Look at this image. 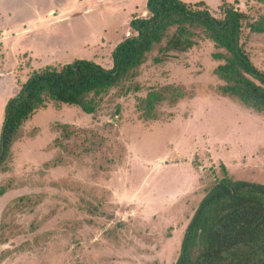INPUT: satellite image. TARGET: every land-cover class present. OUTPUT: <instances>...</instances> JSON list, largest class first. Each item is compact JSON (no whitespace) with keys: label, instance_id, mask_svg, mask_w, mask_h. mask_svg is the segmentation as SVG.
Returning <instances> with one entry per match:
<instances>
[{"label":"rangeland","instance_id":"rangeland-1","mask_svg":"<svg viewBox=\"0 0 264 264\" xmlns=\"http://www.w3.org/2000/svg\"><path fill=\"white\" fill-rule=\"evenodd\" d=\"M181 1L203 2L218 18L226 3L248 14L242 43L264 70V34L246 26L264 27V5ZM126 5L0 0V136L9 101L34 73L76 60L113 67L116 46L136 35L131 22L150 16L146 0ZM213 52L199 40L184 59L156 65V49L134 81L138 92L112 91L94 116L50 102L30 119L0 173V264H175L224 168L233 179L264 183V112L221 93ZM166 85L182 88L184 98L143 119L142 100Z\"/></svg>","mask_w":264,"mask_h":264},{"label":"trees","instance_id":"trees-1","mask_svg":"<svg viewBox=\"0 0 264 264\" xmlns=\"http://www.w3.org/2000/svg\"><path fill=\"white\" fill-rule=\"evenodd\" d=\"M257 1L264 5V0ZM203 5L148 0L150 16L131 22L136 35L116 46L111 69L76 60L61 69L47 67L34 73L6 107L0 136V173L8 172L24 125L48 103L75 106L94 116L112 91L123 96L139 91L134 81L156 49L159 56L152 61L161 65L169 57L184 59L199 40L209 41L214 47L212 59L220 63L214 75L223 83L221 93L248 109L264 112V70L254 64L242 43L249 15L226 3L221 8L223 17L218 18L209 9H202ZM247 23L253 34H264L260 23ZM184 94L182 88L171 85L151 89L138 109L143 119L152 121L158 117L159 105H175ZM72 133L66 131L64 137ZM224 174L195 210L175 264H264V183L233 179L226 168Z\"/></svg>","mask_w":264,"mask_h":264},{"label":"crops","instance_id":"crops-1","mask_svg":"<svg viewBox=\"0 0 264 264\" xmlns=\"http://www.w3.org/2000/svg\"><path fill=\"white\" fill-rule=\"evenodd\" d=\"M110 1H117V0H110ZM138 0H120V2H121V4L122 3H125V4H127V5H132L133 3H135V2H137ZM146 1H148V0H146ZM126 5V6H127ZM148 12L146 11V13H145V15L147 14Z\"/></svg>","mask_w":264,"mask_h":264}]
</instances>
